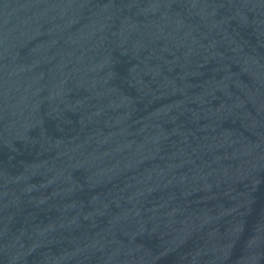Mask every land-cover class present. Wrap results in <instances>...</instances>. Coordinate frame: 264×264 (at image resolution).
I'll list each match as a JSON object with an SVG mask.
<instances>
[{
    "label": "water",
    "instance_id": "95a60500",
    "mask_svg": "<svg viewBox=\"0 0 264 264\" xmlns=\"http://www.w3.org/2000/svg\"><path fill=\"white\" fill-rule=\"evenodd\" d=\"M0 264H264V0H0Z\"/></svg>",
    "mask_w": 264,
    "mask_h": 264
}]
</instances>
